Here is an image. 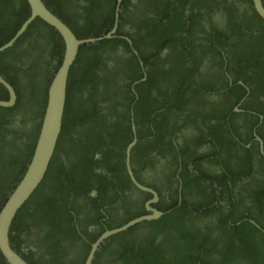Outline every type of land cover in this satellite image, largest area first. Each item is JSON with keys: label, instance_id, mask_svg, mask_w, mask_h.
<instances>
[{"label": "flooded vegetation", "instance_id": "obj_1", "mask_svg": "<svg viewBox=\"0 0 264 264\" xmlns=\"http://www.w3.org/2000/svg\"><path fill=\"white\" fill-rule=\"evenodd\" d=\"M5 1L0 4L3 16H12L11 9L22 2ZM43 1L54 13V8L66 11L81 27L83 19L97 28L111 25L102 35L119 19L115 37L107 39L116 41L96 56L100 62L94 75L89 74L93 75L89 94H83L94 108L83 123L89 137L77 131L82 129L78 124L79 135L71 134V139L79 141H66V152H55L58 161L52 178L45 175L31 196L36 201L14 221L15 251L29 264H85L104 232L150 214L147 203L153 195L137 188L127 169V150L134 140L132 171L140 184L159 194V202L151 206L163 215L132 227L124 238L115 237L119 234L109 238L93 264H128L134 257L141 264H201L197 253L186 247L187 239L205 241L211 255L204 261L209 264L221 258L223 246L241 249L251 229L261 243L264 228L255 219L244 220L253 227L233 234L231 246L220 228H224L221 218L235 215L229 207L236 206L237 212L248 207L259 215L253 201L264 198L260 191L264 153L258 139L264 145V114L253 109L264 108L258 97L264 94L257 87L261 71L264 74V44L253 41L249 30L248 17L257 13L254 4L238 0ZM176 8L178 16L167 11ZM237 30L240 35L235 34ZM125 62L133 65L129 74L123 70ZM28 65L23 60L19 67L25 70ZM113 82L122 89L112 92L116 86L106 87ZM93 87L96 97L91 100ZM20 120L15 125L20 126ZM96 126H100L97 133ZM83 145L93 153L87 155ZM108 148L120 152L104 158L100 151ZM228 224L235 225L232 219ZM1 256L0 264H8ZM184 256L188 258L181 262Z\"/></svg>", "mask_w": 264, "mask_h": 264}, {"label": "trees", "instance_id": "obj_2", "mask_svg": "<svg viewBox=\"0 0 264 264\" xmlns=\"http://www.w3.org/2000/svg\"><path fill=\"white\" fill-rule=\"evenodd\" d=\"M21 1V5H16L15 8L11 9L13 10L12 16L5 14L3 16V14H1L3 10L0 9V24H2L0 26V46L4 45L15 35V33L30 14V7L27 1ZM238 1L248 2L253 7L252 0ZM5 2H8V0ZM1 3L2 0H0V4ZM164 3H166V0H164ZM49 4L52 8H54L50 2ZM19 7L21 8V12L17 13L15 10H17ZM54 9L56 12L54 14H57V16L73 30L78 38L99 37L102 34L108 32L112 27L111 25H107L106 29L97 28L90 25L86 19H83L85 21V25L81 27L75 22L74 17L70 16L66 11L59 8ZM167 11L168 13L170 12L178 16V13L176 12L180 11V9L176 8L171 9V11ZM244 13L245 12H243V14ZM255 15L256 16L254 17H248V25L251 32V37L253 38V41L256 40L257 42L264 44V20L260 18L257 13H255ZM256 19L258 21H255ZM92 21L96 23L95 19H92ZM235 34L240 35L239 30H237ZM115 41L116 40H107L98 45H85L80 49L78 58L70 72L61 143L59 144V148H57L56 151L66 152L64 145L66 141H79L77 139H71V134H78L79 132L82 133L84 138L89 137V129L83 123L86 122L93 114L94 108H92V105H90V100L85 98L83 94H85V92L86 95L89 94L88 90L91 84L89 82L92 81L91 76L93 77L94 70L100 62V59L97 58L99 52L103 49H111ZM158 42L160 43V40ZM64 50L65 45L61 36L51 26L38 18L31 24V26L20 37L18 42H16L13 47L0 54V74H2L12 84L16 90L17 97L19 98L17 99V103L14 107L0 108L1 207H3V204L7 202L10 196L7 193V190L11 189L10 193L13 191L17 183L21 180L22 176L26 172L32 159L41 130V120H43L48 102L49 87L57 69L62 62ZM23 60L29 62L28 68L25 70H22L19 67V64H22ZM123 65V70H125L124 73L129 74L133 65L130 62H125ZM79 68H81V71H79ZM261 77V83L257 87H259L261 92L264 94L263 71H261ZM85 79L87 80V83ZM119 84V82H113L112 85L107 84L106 87L116 86L112 91L114 92L117 89H122V86ZM92 90L93 92L90 94L91 100L96 97L93 95L95 92V87H93ZM255 94V91H253L252 95L254 96ZM8 96L9 95L6 89L0 85V100H8ZM258 97L260 99V104L264 106V95ZM253 109L264 114V108L261 110L255 108ZM18 117H21L20 126H17L14 123L17 121ZM27 122L31 123L28 127H26ZM78 124L82 125L81 130L77 128ZM76 128L78 132L76 131ZM99 130L100 126H96L94 128L95 133H97ZM69 144L70 143H68V145ZM87 148L90 153L87 151L84 145L82 146V149L87 155L93 153V149L91 147L87 146ZM111 149L113 148H108L107 151H100V149L96 150L100 151L104 158L110 159L113 157V155H116L120 152L118 150L110 151ZM122 150H124V148H122ZM92 160L93 157L90 158V161ZM57 161L58 154H55L49 166L46 179L52 178V173L57 166ZM109 170L112 171L113 169ZM92 175L94 176L95 174L92 172ZM260 191L264 194V186L260 189ZM32 201H36L35 195L31 197L30 200L23 206L18 214L17 219L23 215L25 207ZM49 202L50 201H46L44 203L49 205ZM253 202L255 204L254 207L257 206V209L261 211L259 215L253 213V211L248 207L243 208L241 212H237V207L232 206L229 208L231 212H235V215L226 214L225 220L221 218L220 222L221 224H224V228L222 225H220V228L224 232L225 236H228L227 241L230 246L234 241L232 237L233 234L237 235L241 230H244L247 227H253L249 222L244 221L247 218L257 220L264 228V223L262 222V219H264V198H255V201ZM34 208L36 210V206H34ZM218 210L220 211V208ZM230 219H232L233 223L235 224L234 226H229L228 221ZM241 221L242 223L237 225V223ZM134 229L135 228H132L129 231H126L115 237L124 238ZM188 236L189 238L191 236L189 232ZM182 240H185V238L183 237ZM241 242L244 244L241 249L237 248L229 250L226 246H223L219 250V255L221 258L219 260L212 259L213 262L208 263L240 264L239 261H242L243 264H264V238H262L261 243H259L254 235V230L251 229L250 235H248L246 239L242 240ZM187 246L192 251L197 253L201 264H207V261H204V259L205 257L211 255V250L206 246L205 241H189L187 239L186 247ZM187 258L188 256L180 257V260L183 262ZM121 259L125 261L127 260L125 256H121ZM134 259L135 261H131L128 264H141L139 257H134ZM1 260L2 256L0 254V261Z\"/></svg>", "mask_w": 264, "mask_h": 264}, {"label": "water", "instance_id": "obj_3", "mask_svg": "<svg viewBox=\"0 0 264 264\" xmlns=\"http://www.w3.org/2000/svg\"><path fill=\"white\" fill-rule=\"evenodd\" d=\"M252 1L256 12L262 19H264L263 1ZM27 2L31 10L29 17L24 21L15 35L4 45L0 46V54L13 47L20 37L27 31L29 26L38 18L51 26L61 36L65 45V50L62 62L57 69L49 87L48 102L32 159L26 172L22 176L21 180L17 183L7 202H5L0 211V252L8 264H29L13 248L11 242V230L19 211L23 208V206L43 182L55 152L59 146L66 110V95L68 94L70 72L78 58L80 49L85 45L97 44L107 39H113L115 37L114 34L117 31L119 19V16H117L114 28L105 35L91 38H78L73 30L45 5L43 0H27ZM119 2L121 3L122 0H119ZM117 12H119V7ZM0 85L6 89L9 95L8 100H0V108L14 107L17 103V99H19L17 97L16 90L12 84L1 74ZM258 139L261 142V149L264 153L263 141L260 138ZM135 143L136 140H134L128 146L126 159L127 169L133 183H135V186L153 195V199L147 203V209L149 210L150 214L141 216L123 226L104 232L92 245L85 264H93L95 256L101 245L109 238L123 233L144 221L154 220L163 215L160 210H157L151 206L152 204L159 202V194L153 189L140 184L132 171L130 157L131 150Z\"/></svg>", "mask_w": 264, "mask_h": 264}, {"label": "clouds", "instance_id": "obj_4", "mask_svg": "<svg viewBox=\"0 0 264 264\" xmlns=\"http://www.w3.org/2000/svg\"><path fill=\"white\" fill-rule=\"evenodd\" d=\"M45 5H46V4H45ZM46 6H47V5H46ZM29 7H30V6H29ZM50 10H51V9H50ZM51 11H52V10H51ZM30 12H31V10H30ZM52 12H53V11H52ZM53 13H54V12H53ZM29 15H30V14H29ZM55 15H56V14H55ZM28 17H29V16H28ZM28 17H27V18H28ZM39 19H40V18H39ZM36 20H37V19H36ZM43 22H44V21H43ZM23 23H24V22H23ZM46 24H47V23H46ZM30 26H31V25H30ZM30 26H29V27H30ZM14 45H15V44H14ZM1 75H2V74H1Z\"/></svg>", "mask_w": 264, "mask_h": 264}]
</instances>
